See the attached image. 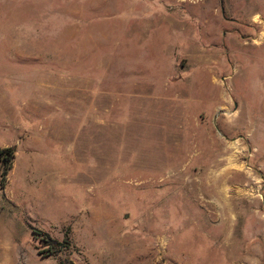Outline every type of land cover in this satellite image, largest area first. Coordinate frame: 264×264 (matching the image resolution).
<instances>
[{
	"label": "rangeland",
	"instance_id": "1",
	"mask_svg": "<svg viewBox=\"0 0 264 264\" xmlns=\"http://www.w3.org/2000/svg\"><path fill=\"white\" fill-rule=\"evenodd\" d=\"M2 147L0 264H264V0H0Z\"/></svg>",
	"mask_w": 264,
	"mask_h": 264
},
{
	"label": "trees",
	"instance_id": "2",
	"mask_svg": "<svg viewBox=\"0 0 264 264\" xmlns=\"http://www.w3.org/2000/svg\"><path fill=\"white\" fill-rule=\"evenodd\" d=\"M16 158L15 147H2L0 148V190H4L8 183V176L13 169L14 161ZM40 235V241L45 244L52 252H58L59 247H63L64 243L53 240L49 235L45 233Z\"/></svg>",
	"mask_w": 264,
	"mask_h": 264
}]
</instances>
